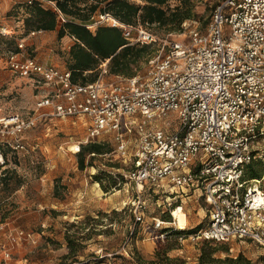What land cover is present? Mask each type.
<instances>
[{"label": "built area", "instance_id": "1", "mask_svg": "<svg viewBox=\"0 0 264 264\" xmlns=\"http://www.w3.org/2000/svg\"><path fill=\"white\" fill-rule=\"evenodd\" d=\"M37 1L56 9L50 1ZM107 16L99 15L88 28H119L129 45L153 40L138 27ZM11 34L8 25L0 24V35ZM17 47L6 58V68L30 79L44 95L36 103L35 118L1 119V135L17 137L46 117L83 120L86 143L112 136L115 148L105 156L116 155L124 165L121 175L138 194L145 186L163 183L171 193L199 191L209 218L195 233L198 240L249 241L264 250V173L259 179H245L249 166L259 163L264 168V0L220 2L203 31L193 28L186 39L164 43L161 53L148 59L143 77L106 80V61L95 82L74 83L67 68L27 55L22 41ZM9 145L24 148L17 138ZM140 208L116 254L133 255L136 225L144 222ZM164 226L154 220V229ZM17 241L10 237L11 246H2L5 258ZM113 255L97 259L107 257L111 264Z\"/></svg>", "mask_w": 264, "mask_h": 264}, {"label": "rangeland", "instance_id": "2", "mask_svg": "<svg viewBox=\"0 0 264 264\" xmlns=\"http://www.w3.org/2000/svg\"><path fill=\"white\" fill-rule=\"evenodd\" d=\"M128 1L144 4L140 0ZM222 1L194 0L193 17L187 28L178 31L138 26L137 29L153 38L151 56L161 53L164 43L186 39L190 29L203 31L214 7ZM24 3L25 0H0V24L8 25L12 32L10 36H0V72L7 73L0 77V120L15 115L22 120L35 118L36 103L44 95L30 79L18 77L5 68V59L16 49V44L22 41L27 55L41 62L66 68L68 46L73 45L71 38L67 43L66 37L59 40L57 31L27 33ZM179 4L180 0H169L164 8L172 9ZM133 34L137 37L138 32ZM148 68V63L142 62L135 74L143 77ZM100 74L101 71L98 77ZM104 78L116 80L117 76L108 72ZM16 138L23 149L9 145ZM86 139L83 120L50 117L37 119L34 126L17 137L0 134V264L17 261H21L17 264H62L63 256L68 253L67 236L73 241L76 257L65 264H106L97 257L120 251L129 227L135 222L134 211L140 205L144 222L136 225L133 255H116L113 264H232L228 259L237 260L236 264H264V250L255 243L218 244L196 238L197 227L209 218V206L199 191L181 195L174 189L171 193L163 183L151 188L145 186L138 194L135 185L122 176L124 165L116 155L85 154L81 169L76 153L79 147L100 143L109 151L115 148L109 134L87 143ZM74 146L78 149L73 150ZM254 166L264 173L259 163ZM5 175L10 178H6L7 185L1 180ZM95 176L102 181L98 182ZM110 179L114 182L111 186L115 185L112 189ZM19 180L22 183L17 186ZM180 207L179 220L175 222L174 213ZM155 219L165 222L163 230L153 228ZM178 231L183 233L177 235ZM10 237L18 241L10 257L5 258L2 246H11Z\"/></svg>", "mask_w": 264, "mask_h": 264}, {"label": "trees", "instance_id": "3", "mask_svg": "<svg viewBox=\"0 0 264 264\" xmlns=\"http://www.w3.org/2000/svg\"><path fill=\"white\" fill-rule=\"evenodd\" d=\"M46 1L52 2L56 9L44 6L37 0L31 4L24 3L23 8L27 14L24 20L25 30L27 33L57 31L59 40L64 37L73 39V45L68 51L67 69L71 72L72 81L80 84L95 82L98 78L100 65L106 61L110 74L133 77L140 64L147 63L151 57V44L129 45L119 28L101 25L94 30L89 29L88 26L94 23L97 16L108 14L114 20L125 25L133 27L158 26L167 32H174L180 30L185 21L191 20L194 9V0H180V4L172 9L164 8L169 0H140L144 3L142 6L130 3L128 0ZM61 16L65 19L63 22H61ZM17 51L16 44V49L12 52ZM111 151L104 144H87L80 147L77 152L78 164L81 169L84 168L85 154L94 157L105 155ZM262 174L254 165H251L246 170L245 179H259ZM6 178L7 175L1 179L4 185H7V179H10ZM95 178L98 182L102 181L98 176ZM21 183L22 181H17V186ZM113 183L110 179V189L115 187V185L111 186ZM182 233L183 231L176 232L177 235ZM66 240L68 253L63 256L62 264H65L68 259L76 257L73 241L68 236ZM116 255L119 254H114L113 257ZM113 257L110 261L111 264H113ZM99 260H104L106 264H109L107 257ZM228 261L232 264L237 263V260L228 259Z\"/></svg>", "mask_w": 264, "mask_h": 264}, {"label": "bare ground", "instance_id": "4", "mask_svg": "<svg viewBox=\"0 0 264 264\" xmlns=\"http://www.w3.org/2000/svg\"><path fill=\"white\" fill-rule=\"evenodd\" d=\"M108 18H110V19H113V18H111L110 16H107ZM114 20V19H113ZM142 36H144V37H146V39H152V37H151V35L149 34V33H145V32H143L142 33ZM73 150H77L78 149V146H74L73 148H72ZM182 210V207H180V208H176V212L174 213V220H175V222H177L178 220H179V217H178V215H180V211Z\"/></svg>", "mask_w": 264, "mask_h": 264}, {"label": "crops", "instance_id": "5", "mask_svg": "<svg viewBox=\"0 0 264 264\" xmlns=\"http://www.w3.org/2000/svg\"><path fill=\"white\" fill-rule=\"evenodd\" d=\"M53 32H55V31H53ZM68 38V39H67ZM65 41L64 42H66L67 43V40H70L69 39V37H66L65 39H64ZM71 47V45H69L68 46V49ZM53 65H55V64H53ZM55 66H58V65H55ZM58 67H60V68H63V69H65L66 67L65 66H58ZM5 68H6V66H5ZM7 69V68H6ZM7 75V73L5 72V71H1L0 72V77H5ZM34 86V85H33ZM136 244H137V241H136ZM136 248V247H135ZM25 261H27V260H25ZM21 261H17V263H20ZM16 263V264H17ZM30 264H38V263H34V262H31Z\"/></svg>", "mask_w": 264, "mask_h": 264}]
</instances>
